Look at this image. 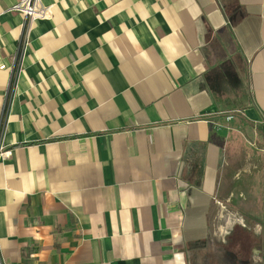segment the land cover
Here are the masks:
<instances>
[{"label": "crops", "instance_id": "1", "mask_svg": "<svg viewBox=\"0 0 264 264\" xmlns=\"http://www.w3.org/2000/svg\"><path fill=\"white\" fill-rule=\"evenodd\" d=\"M18 1L0 0V264H189L220 205L263 194L236 181L223 114L264 126V0H41L28 30Z\"/></svg>", "mask_w": 264, "mask_h": 264}, {"label": "rangeland", "instance_id": "2", "mask_svg": "<svg viewBox=\"0 0 264 264\" xmlns=\"http://www.w3.org/2000/svg\"><path fill=\"white\" fill-rule=\"evenodd\" d=\"M232 113H234V119L231 120V128L228 130L231 131L229 141L225 145L227 161L230 165L237 164L238 167L243 165L244 170L247 169V171L242 170L241 173H238L236 181L246 178L248 186L258 184L259 192L260 186L264 188V126L250 119H246L242 126L241 124L236 125L234 122L238 115L236 112ZM247 165L248 167H246ZM260 198L261 195H259L258 201ZM248 202V210L255 214L259 204L252 203L250 198ZM220 206L222 214L213 222L216 235L213 241L215 243L205 244L195 251L189 250L188 254L192 257L189 264H223L226 259H230L228 255H224L228 253V246L234 250L233 246L240 244L244 203L226 202Z\"/></svg>", "mask_w": 264, "mask_h": 264}, {"label": "flooded vegetation", "instance_id": "3", "mask_svg": "<svg viewBox=\"0 0 264 264\" xmlns=\"http://www.w3.org/2000/svg\"><path fill=\"white\" fill-rule=\"evenodd\" d=\"M244 200L240 244L234 245V250L228 246L230 259L223 264H264V194L256 203L259 205L255 214L248 210L249 200L246 202V197Z\"/></svg>", "mask_w": 264, "mask_h": 264}, {"label": "built area", "instance_id": "4", "mask_svg": "<svg viewBox=\"0 0 264 264\" xmlns=\"http://www.w3.org/2000/svg\"><path fill=\"white\" fill-rule=\"evenodd\" d=\"M52 4H43L41 0H20L12 5L14 11L21 12L25 15V30L30 29L34 23L40 18H48L52 14ZM27 42V35L23 36L21 45H25ZM224 121L226 123L231 122L234 119V113H225ZM3 119L4 112L0 119V133L3 131ZM10 153V149L0 142V160Z\"/></svg>", "mask_w": 264, "mask_h": 264}, {"label": "trees", "instance_id": "5", "mask_svg": "<svg viewBox=\"0 0 264 264\" xmlns=\"http://www.w3.org/2000/svg\"><path fill=\"white\" fill-rule=\"evenodd\" d=\"M228 251H229V249H228ZM225 256H227V255H229L228 253L227 254H224Z\"/></svg>", "mask_w": 264, "mask_h": 264}]
</instances>
